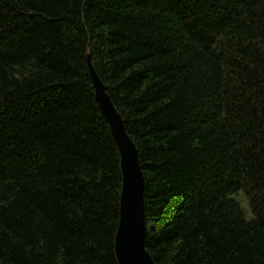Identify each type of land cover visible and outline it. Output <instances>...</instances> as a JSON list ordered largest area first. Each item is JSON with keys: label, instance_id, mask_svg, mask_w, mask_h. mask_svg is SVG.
<instances>
[{"label": "trees", "instance_id": "trees-1", "mask_svg": "<svg viewBox=\"0 0 264 264\" xmlns=\"http://www.w3.org/2000/svg\"><path fill=\"white\" fill-rule=\"evenodd\" d=\"M90 65L137 151L153 263L264 264V0H0V264H118Z\"/></svg>", "mask_w": 264, "mask_h": 264}, {"label": "water", "instance_id": "water-1", "mask_svg": "<svg viewBox=\"0 0 264 264\" xmlns=\"http://www.w3.org/2000/svg\"><path fill=\"white\" fill-rule=\"evenodd\" d=\"M96 99L121 152L123 188L121 219L116 235L115 253L118 264H154L144 246L145 216L143 176L134 144L124 131L122 121L113 108L102 83L90 65ZM102 85V86H101ZM111 108V110H110Z\"/></svg>", "mask_w": 264, "mask_h": 264}, {"label": "rangeland", "instance_id": "rangeland-1", "mask_svg": "<svg viewBox=\"0 0 264 264\" xmlns=\"http://www.w3.org/2000/svg\"><path fill=\"white\" fill-rule=\"evenodd\" d=\"M102 88H103V86H102ZM236 198L239 201V203L241 204L242 208L244 209L246 216L249 217L250 213H249V208H248L247 197L244 195V193H239Z\"/></svg>", "mask_w": 264, "mask_h": 264}, {"label": "bare ground", "instance_id": "bare-ground-1", "mask_svg": "<svg viewBox=\"0 0 264 264\" xmlns=\"http://www.w3.org/2000/svg\"><path fill=\"white\" fill-rule=\"evenodd\" d=\"M110 110H111V108H110Z\"/></svg>", "mask_w": 264, "mask_h": 264}]
</instances>
